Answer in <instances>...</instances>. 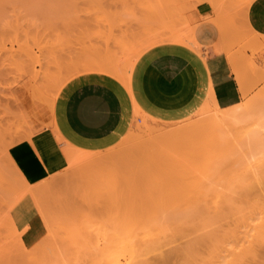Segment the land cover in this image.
<instances>
[{"label": "rangeland", "instance_id": "1", "mask_svg": "<svg viewBox=\"0 0 264 264\" xmlns=\"http://www.w3.org/2000/svg\"><path fill=\"white\" fill-rule=\"evenodd\" d=\"M203 1L220 16L215 51L238 105L174 121L140 108L110 149L71 147L75 162L34 193L48 232L26 247L9 210L30 187L10 145L50 124L60 134L54 105L71 80L125 85L141 50L173 37L195 41L193 11ZM256 1L0 0V264H264V33L254 23ZM129 243L135 253L123 249Z\"/></svg>", "mask_w": 264, "mask_h": 264}, {"label": "crops", "instance_id": "2", "mask_svg": "<svg viewBox=\"0 0 264 264\" xmlns=\"http://www.w3.org/2000/svg\"><path fill=\"white\" fill-rule=\"evenodd\" d=\"M252 8L255 26L264 33V0H257ZM193 15L197 19V39L183 44L188 45L203 59L208 74L206 83L210 85L208 90L211 89L217 102L221 100L225 104H232L238 100L240 93L233 76L220 66L219 53L215 51L220 16L215 15L210 1L200 2ZM202 71L190 56L180 51L155 53L148 56L140 68L136 95L150 115L161 120H173L178 115L197 110L204 103L202 98L206 85ZM87 77L71 80L62 88L55 101L52 121L64 142L74 150L105 151L130 131L136 109L131 96L125 94L126 89L121 81L112 77ZM232 82L234 85H231ZM223 88H228V91ZM40 130L31 138L25 136L18 139L9 150V158H12L26 178V181L22 180V186L23 183L28 187L36 186L53 174L63 172L70 165L56 128L50 124ZM48 146L55 149L57 159L46 155L44 150ZM28 162L39 167L38 174L35 175L26 166ZM9 213L19 238L26 247L33 246L47 234V222L30 189H26L11 205Z\"/></svg>", "mask_w": 264, "mask_h": 264}, {"label": "bare ground", "instance_id": "3", "mask_svg": "<svg viewBox=\"0 0 264 264\" xmlns=\"http://www.w3.org/2000/svg\"><path fill=\"white\" fill-rule=\"evenodd\" d=\"M199 23V22H198ZM197 39V38H196ZM173 41H179V42H173ZM180 41H182L181 43H180ZM198 41V40H197ZM183 42H193V40H192V36L190 35L189 36V38L188 39H183V38H175V37H173V39H171L170 40V42L169 41H164V40H158V41H156L154 44H152V45H150V46H148L146 49H143V50H141L140 52H138L137 53V55H136V60L133 62V64H132V66L130 67V71H129V77H128V80L126 81V83H125V85H123L124 86V88L126 89V91H125V94H129V96H131L130 98H131V100L133 101V104H134V107H135V109L136 110H138V111H140L141 109H142V111H144V112H146L147 114H149L150 115V113L148 112L149 110H147V108L145 107V106H143V104L142 103H140V101H139V98L137 97V95H136V82H137V77H138V74H139V71H140V68H141V66H142V64L144 63V61L146 60V58L148 57V56H150V55H153V54H155V53H158V52H161V51H167V50H175V51H180V52H182V53H184V54H186V55H188V56H190L192 59H193V62L196 64V66H200L201 68H202V72H203V77H204V82H205V85L207 86H205V90L203 89V98H202V101H204V103L202 104V106L200 105V108L199 109H207V110H213L212 108H217V109H222V108H225L226 110L227 109H235V106L236 105H238V104H234V105H231V106H228V107H221L219 104H218V102H217V100H216V98H215V96H214V94L211 92V89L210 90H208L209 89V87H210V85L208 84L207 85V83H206V80H207V78H208V74H207V72H206V67H205V65H204V61H203V59L199 56V54L198 53H196L194 50H192L188 45H186V44H183ZM190 44V43H189ZM196 45V44H195ZM191 46H192V44H191ZM204 46V45H203ZM202 46V47H203ZM146 47V46H145ZM200 48V47H199ZM138 51V50H137ZM233 51V50H232ZM136 53V52H135ZM5 59V58H4ZM1 60V59H0ZM2 61H3V59H2ZM1 61V63L2 64H4L3 62H5V60L2 62ZM198 68V67H197ZM237 75V74H236ZM236 78H238V82H239V86H240V90L242 91V93H243V95H246V93H248L247 92V87H246V85H245V81H244V79H243V77L239 74ZM247 79V78H246ZM246 83H248V82H246ZM127 91H128V93H127ZM246 97V96H245ZM127 99L129 100V97H127ZM244 106V105H243ZM141 108V109H140ZM140 109V110H139ZM243 110V109H242ZM192 111V110H191ZM191 111H189V112H186V113H183V114H181V115H178V116H176L175 118H173V120L172 119H170V120H166V121H174V120H178V119H181V118H186V117H189L190 115H191V113L193 112V111H195L196 112V109H194L192 112ZM198 111V110H197ZM214 111V110H213ZM208 112V111H207ZM244 112V111H243ZM247 115V114H246ZM152 116V115H151ZM156 116V115H155ZM158 117V116H157ZM178 117V118H177ZM219 117H220V115H219ZM247 117H249V116H247ZM220 120H221V118H219ZM164 120V119H163ZM128 121V120H127ZM157 121H159L158 119H157ZM161 121V120H160ZM182 121V120H181ZM171 123V122H170ZM207 126V125H206ZM208 127V126H207ZM217 127V126H216ZM193 129V128H192ZM211 128H209L208 130H210ZM39 131V130H38ZM41 131V130H40ZM177 131V130H176ZM184 131H186V130H184ZM203 131V130H202ZM201 131V132H202ZM206 131V130H205ZM212 131V133H213V135H215L214 134V130L212 129L211 130ZM210 131V132H211ZM219 131V130H218ZM187 132V131H186ZM200 132V133H201ZM37 133V132H36ZM190 133V132H189ZM205 134V133H204ZM192 135V134H191ZM218 135V134H217ZM210 136V135H209ZM212 137H214V136H212ZM211 137V138H212ZM31 138V137H30ZM58 138L60 139H63V136L61 135V134H58ZM177 138V137H176ZM216 138V137H215ZM51 139V138H50ZM213 139V138H212ZM217 139V138H216ZM48 140V139H47ZM215 140V139H214ZM63 142V144H65L64 146H63V149H64V151L66 152V154H67V157H68V160H69V163L70 164H72L73 162H75V160H76V158H75V154L73 153V151L71 150L72 148H71V146L68 144V143H65L64 142V140L62 141ZM205 143V142H204ZM14 143H12V145H13ZM66 144H68V145H66ZM53 145V144H52ZM10 147H11V145H10ZM49 147V146H48ZM56 147V146H55ZM22 148V147H21ZM25 148V147H24ZM20 149V148H19ZM25 149H27V148H25ZM9 150V149H8ZM18 150V149H17ZM21 150V149H20ZM26 151V150H25ZM27 151H28V149H27ZM44 151H46L45 153H46V155H48L49 157H51V158H56L57 159V153H56V151H55V149H53L52 147H49V148H47V150H44ZM18 152H20V151H18ZM17 152V153H18ZM23 153V152H22ZM30 153V152H29ZM8 155H9V153H7ZM27 154V153H26ZM44 154V153H43ZM18 155V154H17ZM30 155H31V153H30ZM45 155V156H46ZM28 156V155H27ZM29 157V156H28ZM32 157V156H31ZM26 158V157H25ZM19 159V158H18ZM29 159H30V157H29ZM22 160V159H21ZM26 160V159H25ZM24 159H23V161H25ZM10 161L11 162H13L12 161V159L10 158ZM27 161V160H26ZM25 161V162H26ZM14 163V162H13ZM29 163V162H28ZM37 164V163H36ZM16 168H17V171H18V173H19V175L22 177V179L24 180V179H26L25 178V176L22 174V172H21V170L17 167V165L14 163L13 164ZM34 165H35V163H34ZM32 163H29V164H27L26 166L28 167V168H31V170H33V173H35V175L36 174H38L39 173V167L38 166H34ZM27 168V169H28ZM55 176H56V174H55ZM56 178V177H55ZM54 179V178H53ZM24 181H26V180H24ZM49 183H51V182H41V183H39L38 185H36V186H33V187H30L29 189L31 190V192L34 194L35 192H37L38 190H42L46 185H49ZM121 229V231L122 232H124L123 230H122V228H120ZM120 229H119V231H120ZM130 230H131V232L130 233H133L134 235L136 234V232L134 233L133 232V230H132V228H129ZM135 230V229H134ZM125 231H126V228H125ZM129 232V231H128ZM123 234H125L126 235V232L125 233H123ZM123 234H121V235H123ZM140 234V233H139ZM125 235H123L124 237H125ZM134 235H132V236H134ZM130 236H131V234H130ZM117 237V236H116ZM127 237V236H126ZM125 237V238H126ZM135 237V236H134ZM133 237V238H134ZM132 239V238H131ZM117 240V239H116ZM121 240V239H120ZM127 240V239H126ZM133 241H135V238L134 239H132ZM131 240V241H132ZM123 241V240H122ZM132 241V242H133ZM157 242V241H156ZM134 243V242H133ZM131 244V243H129V246H128V248L127 247H123V249L124 250H126V251H128V252H130V253H133L135 250H136V248H135V245L134 244ZM154 244V243H153ZM125 245V244H124ZM123 245V246H124ZM152 243L149 245H145L146 247L145 248H149L148 250L150 251V250H155L154 249V246H155V244H154V246H153V248H152ZM160 245H161V243H160ZM147 246H149V247H147ZM151 246V247H150ZM156 246H158V244L156 245ZM120 247V246H119ZM160 247V246H159ZM159 247H157V248H159ZM122 248V247H121ZM156 248V247H155ZM118 249V248H117ZM146 249V250H147ZM148 250H147V252H148ZM114 252V251H113ZM119 252V251H118ZM122 252V251H121ZM135 253V252H134ZM113 255V254H112ZM123 256V255H122ZM125 257H126V255H125ZM130 257H133L132 255L130 256ZM137 257V253H136V256L135 257H133V259L134 258H136ZM127 258V257H126ZM138 258V257H137ZM116 259V258H115ZM128 260V259H127ZM134 260H136V259H134ZM144 260V259H143ZM163 260H165L166 261V259L164 258ZM167 260H169V258L167 259ZM133 261V260H132ZM137 261V260H136ZM140 261V260H139ZM110 262H112V260L110 261ZM135 262V261H134ZM141 262V261H140ZM150 261H148V263H149ZM109 263V262H108ZM122 263H123V261H122ZM122 263H120L119 261H117V260H115V261H113V264H122ZM127 263V262H126ZM137 262H135V264H136ZM144 263H145V261H144ZM143 262H142V264H144ZM160 263L161 264H167V263H165L164 261L162 262V260H160ZM140 264V263H139ZM149 264H151V263H149Z\"/></svg>", "mask_w": 264, "mask_h": 264}]
</instances>
